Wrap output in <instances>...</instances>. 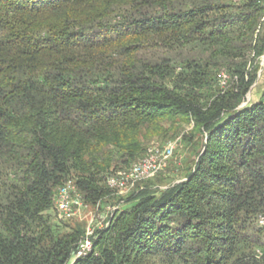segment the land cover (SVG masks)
Returning <instances> with one entry per match:
<instances>
[{"label":"trees","instance_id":"trees-1","mask_svg":"<svg viewBox=\"0 0 264 264\" xmlns=\"http://www.w3.org/2000/svg\"><path fill=\"white\" fill-rule=\"evenodd\" d=\"M263 55L264 0H0V264H264ZM183 126V180L137 185L73 260L57 190L102 204Z\"/></svg>","mask_w":264,"mask_h":264},{"label":"built area","instance_id":"built-area-1","mask_svg":"<svg viewBox=\"0 0 264 264\" xmlns=\"http://www.w3.org/2000/svg\"><path fill=\"white\" fill-rule=\"evenodd\" d=\"M264 61V55L260 57ZM261 66V64H260ZM225 81L226 76L224 75ZM222 82L224 85L225 82ZM175 142H168L163 147L152 146L147 150L146 155L133 164L129 169L116 171L107 176L106 187L118 195H123L135 188L138 183L146 181L158 172L165 170L168 159L171 157ZM55 214L59 221H67L79 215L80 211L87 207L82 197L78 193L74 183L66 182L61 186L54 197ZM260 225H264V220H259ZM102 229V226L97 230ZM96 227L88 225L84 230V235L78 243L73 260L84 258L92 252V244L95 236Z\"/></svg>","mask_w":264,"mask_h":264},{"label":"rangeland","instance_id":"rangeland-1","mask_svg":"<svg viewBox=\"0 0 264 264\" xmlns=\"http://www.w3.org/2000/svg\"><path fill=\"white\" fill-rule=\"evenodd\" d=\"M263 90H264V61L261 60V63L259 61V69L257 70V80L253 84L249 92L247 93L246 102L258 100ZM183 134L187 135L190 138L192 136L191 126H183L182 132L179 135H177V138L168 139L166 141V143L172 141H176V142H175V149L171 157L168 159V163L165 170L158 172L156 174L159 175V177L161 176V178L163 179L165 178L166 179L165 181L171 179L173 183L181 182L183 180L187 168L191 167V163L194 160L193 153H191L190 148L187 149L188 146L185 144V142H183V140H181V136ZM139 184L140 183H138L137 185ZM137 185L135 186V188L137 187ZM135 188H133L132 190L128 191L123 195H118L117 193L111 191L109 197L105 199L102 202V204L99 203L94 206H91L85 203L87 207L82 209L78 216L63 222L67 223L72 227L76 225H80L83 230H85L88 225H91L92 227H96V230L100 226H102V229H105L110 224L109 217L111 218L113 213L120 206V205L118 206L116 202L119 199L124 200L125 198H127V196L131 192H133ZM258 225L259 227H264V225H260V224Z\"/></svg>","mask_w":264,"mask_h":264},{"label":"water","instance_id":"water-1","mask_svg":"<svg viewBox=\"0 0 264 264\" xmlns=\"http://www.w3.org/2000/svg\"><path fill=\"white\" fill-rule=\"evenodd\" d=\"M243 106H245V104H244V105H242V107H243Z\"/></svg>","mask_w":264,"mask_h":264}]
</instances>
